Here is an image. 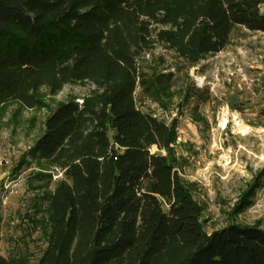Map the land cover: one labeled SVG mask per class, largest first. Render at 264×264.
<instances>
[{
  "label": "trees",
  "instance_id": "1",
  "mask_svg": "<svg viewBox=\"0 0 264 264\" xmlns=\"http://www.w3.org/2000/svg\"><path fill=\"white\" fill-rule=\"evenodd\" d=\"M264 0H0V108H41L87 83L81 104H58L24 156L51 182L37 264H264V231L235 223L206 233L193 184L178 174L168 125L136 106L137 87L161 103L170 75H146L139 62L165 46L188 64L220 53L235 28L264 33ZM158 150L152 153V148ZM165 152V155L162 154ZM264 170L235 207H251ZM47 185V184H46ZM39 184L35 190L43 189ZM0 264H31L25 256Z\"/></svg>",
  "mask_w": 264,
  "mask_h": 264
},
{
  "label": "rangeland",
  "instance_id": "2",
  "mask_svg": "<svg viewBox=\"0 0 264 264\" xmlns=\"http://www.w3.org/2000/svg\"><path fill=\"white\" fill-rule=\"evenodd\" d=\"M264 13V5L261 9ZM150 76L170 75V95L161 103L136 89V106L168 125H176L171 145L180 163L179 176L193 184V195L203 208L206 233L228 224L259 225L264 231V176L251 207L235 214V207L254 179L264 170V33L235 28L228 46L191 65L165 46L140 59ZM94 87L87 83L64 86L57 95L38 92L41 108L28 109L13 102L0 108V255L25 256L37 264L46 248L41 225L45 191L52 192L63 172L49 168L51 182L37 180L41 170L27 157L58 104H78ZM226 118L227 123L222 126ZM152 148V153L156 152ZM165 155V152H162ZM39 184L43 189L35 190ZM47 184V185H46Z\"/></svg>",
  "mask_w": 264,
  "mask_h": 264
},
{
  "label": "bare ground",
  "instance_id": "3",
  "mask_svg": "<svg viewBox=\"0 0 264 264\" xmlns=\"http://www.w3.org/2000/svg\"><path fill=\"white\" fill-rule=\"evenodd\" d=\"M227 123L226 118H224L223 122H222V126H224Z\"/></svg>",
  "mask_w": 264,
  "mask_h": 264
}]
</instances>
